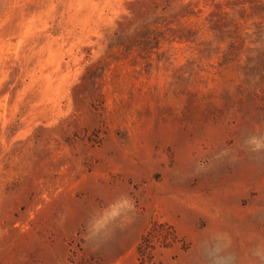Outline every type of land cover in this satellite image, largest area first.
Returning <instances> with one entry per match:
<instances>
[{
    "label": "rangeland",
    "instance_id": "1",
    "mask_svg": "<svg viewBox=\"0 0 264 264\" xmlns=\"http://www.w3.org/2000/svg\"><path fill=\"white\" fill-rule=\"evenodd\" d=\"M252 136L264 0H0V264H264Z\"/></svg>",
    "mask_w": 264,
    "mask_h": 264
},
{
    "label": "clouds",
    "instance_id": "2",
    "mask_svg": "<svg viewBox=\"0 0 264 264\" xmlns=\"http://www.w3.org/2000/svg\"><path fill=\"white\" fill-rule=\"evenodd\" d=\"M246 143L251 146L253 152L264 151V137L252 136Z\"/></svg>",
    "mask_w": 264,
    "mask_h": 264
}]
</instances>
